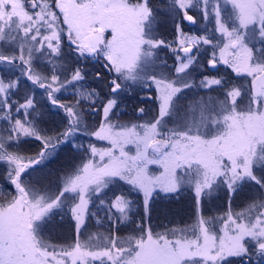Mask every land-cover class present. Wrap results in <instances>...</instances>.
<instances>
[{
	"label": "snow or ice",
	"instance_id": "snow-or-ice-1",
	"mask_svg": "<svg viewBox=\"0 0 264 264\" xmlns=\"http://www.w3.org/2000/svg\"><path fill=\"white\" fill-rule=\"evenodd\" d=\"M221 3L231 5V16L221 17ZM192 9H199L205 19L212 15L221 39L227 38L223 46L207 36H189L176 23L173 48L154 32L151 0H0V42L13 46L10 54L0 48V68L19 72L7 81L0 76V119L9 125L6 134L0 132V162L7 167L5 180L16 192L10 198L0 196V264H233L234 259L251 264L253 256L264 264V195L239 212L229 206L218 217H206L201 207V198L220 187L228 191L229 201L244 184H254L264 194V0H171L170 10L179 20L194 24L195 17L188 14ZM62 37L78 61L102 60L113 74L110 98L102 103L95 131H87L80 108L84 100L95 111L100 99L95 89L78 88L80 99L70 105L61 104L55 95L85 79L84 69L64 64ZM202 44L219 49V57L215 50L211 54V66L222 62L251 80L247 86L226 87L223 78L205 77L200 86L224 89L223 99L213 103L211 97H201L180 115L176 100L193 86L185 77L197 63ZM161 47L176 57L175 78L156 72V51ZM35 53L49 57L51 75L34 67ZM22 77L43 88L53 106L64 109L67 124L62 131L45 135L28 118V110L35 111L31 94L25 93L23 103L12 99ZM96 78L102 79L99 72ZM128 82L156 85L160 103L151 120L113 121L116 96ZM138 111L144 113L143 108ZM82 130L110 146L89 144L86 160L64 176L55 194L27 182L30 169L42 165ZM26 138L41 141V150L32 155L22 152L20 144ZM129 145L134 151L127 150ZM149 165H159V175L150 173ZM121 181L130 186V193H143L145 219L136 225L137 235L121 238L115 233L118 223L130 220L134 203L129 194L121 193L99 201L105 207L107 233H89L81 239L86 217L95 215L88 209L92 198ZM184 185L192 188L196 200L193 223L153 231L146 222L153 193L157 189L175 193ZM65 206L75 220L76 238L53 244L44 229Z\"/></svg>",
	"mask_w": 264,
	"mask_h": 264
},
{
	"label": "trees",
	"instance_id": "trees-1",
	"mask_svg": "<svg viewBox=\"0 0 264 264\" xmlns=\"http://www.w3.org/2000/svg\"><path fill=\"white\" fill-rule=\"evenodd\" d=\"M168 0H151V7L153 8L156 16L154 22V32L158 38L164 39L167 42H172V47L177 39V32L175 24L179 23L183 32L189 31V24L186 20H179L176 18L172 24L171 17L173 13L170 10V5L167 4ZM195 16V15H194ZM174 17V16H173ZM200 31V30H199ZM198 33V32H197ZM5 49L6 54H9L10 48L2 46ZM211 46H203L197 57V63L192 65L187 73L190 78L193 79V86L188 88L185 92H182L178 99L181 102H187L197 97L205 98L209 97L212 101L223 99L222 92L224 89L218 86H212L211 88H203L200 86L202 76H212L216 78H223L227 81V86L230 85H245L250 82L249 78L245 74L237 75L234 70L225 64H218L215 67L211 66L208 61L211 58L210 48ZM213 51L216 49H212ZM62 53L63 62L66 66H76L84 69L85 79L81 81L76 87L68 86L66 89H62L61 92L56 93V97L61 104H73L80 97L76 94L77 89L81 90H93L95 89L100 94V99L94 105L95 111H93V105L81 100L80 108L83 109L84 123L87 125V131H93L94 127L99 123L101 119L102 103L110 98L107 94L109 92L108 84L113 78V74H110L104 67L102 60H77L75 52L70 49L68 40L66 37H62ZM42 59L35 63H44L45 66L42 69L46 75H51V65L48 60H45V56L35 55ZM156 56V72L163 73L168 76L172 74L173 68L176 64L175 55L168 47H161L157 49ZM166 62V67L164 63ZM99 72L102 79L96 78V73ZM156 74V73H153ZM9 75L11 77L19 76L17 70H10ZM59 75V72H57ZM61 76V80H63ZM12 99L23 102L25 93L31 94L34 101L35 111L29 109L31 115L29 119L34 120L38 129L43 130L45 135H55L64 129L67 124V114L63 108L53 106L47 97V94L43 88L36 87L32 84L27 77H22L20 80V86L14 90ZM118 105L113 109L114 115L113 121L119 123H129L133 120L143 119L146 116L154 115L157 111V101L154 97L153 88L151 86H144L140 83H130L126 85L125 90L118 93L116 96ZM144 109V113L141 114L138 110ZM8 121L0 119V132L6 134L5 130L8 128ZM90 135H87L84 130L77 134L71 141L60 144L55 153L47 159L42 165L34 166L29 170V174L26 180L31 185L54 194L60 189L61 181L64 176L70 173L76 168L82 161L86 159L88 153L86 151L88 145L91 143ZM41 141L35 138H26L20 144V150L26 154L32 155L41 150ZM80 146V147H77ZM7 167L5 163L0 162V187L3 188V192L0 196L11 195L14 193V186L10 185L5 180ZM129 187L124 182H118L111 185L109 189L98 197L92 198V203L88 205L89 212L95 213L94 216L86 217L87 229H81V234L87 233H107L109 224L105 220V207L99 203L101 199L108 201L114 194L119 195L121 193L129 194V198L134 202L132 211L129 213L130 220L122 223H118L115 228L117 236H127L131 233H137L136 225L145 219V209L142 202V196L140 192H129ZM7 193V194H5ZM262 192L254 184H244L239 191L234 193L229 201V193L226 189L220 190L218 193L211 195L207 198L201 199V207L203 214L206 217H216L217 213L222 211L224 214L228 211L229 206L233 211L246 207L253 199H259L262 196ZM9 198V197H8ZM66 210V211H65ZM226 210V211H225ZM196 216V200L193 192L190 188H180L175 193H153L152 198L149 200L147 209V224L151 225L153 230H165L171 227L182 228L185 225H190L191 221ZM99 221V223L97 222ZM44 234L53 244H67L76 238V230L74 223L68 210H58L57 214L53 216L52 221L48 223L44 229ZM233 264H237L234 259Z\"/></svg>",
	"mask_w": 264,
	"mask_h": 264
},
{
	"label": "rangeland",
	"instance_id": "rangeland-1",
	"mask_svg": "<svg viewBox=\"0 0 264 264\" xmlns=\"http://www.w3.org/2000/svg\"><path fill=\"white\" fill-rule=\"evenodd\" d=\"M168 1H170V0H168ZM169 5H170V3H169ZM189 11H192L193 13H194V15H192L191 13H188L189 15H192V16H194L195 17V23L194 24H189V27L190 28H192V29H190L189 31H185L184 33H186L187 35H189V36H207L208 38H210V39H213V43H215L216 41H221V46H223V43H226L227 42V38L226 37H224L223 39H221V34L218 32V31H216V28H217V25H216V23H215V20L213 19V17H212V15L210 14L206 19L202 16V14H201V11L199 10V9H192V10H189ZM232 15V9H231V5L230 4H227V3H221V17L222 18H226V17H229V16H231ZM188 22V21H187ZM231 21H229V27H231ZM200 30V31H199ZM198 32V33H197ZM107 35V34H106ZM107 38H110V37H107ZM177 40V39H176ZM2 46H7V47H5V48H10V51L12 50V45H6V44H4L3 42H0V48L2 47ZM203 46H205L204 44H202V45H200L199 47L200 48H202ZM206 46H208V45H206ZM210 46V45H209ZM177 47V44L174 42V45H173V48H176ZM4 48V47H3ZM210 48V52H211V54H212V52H213V48H212V46L211 47H209ZM195 50V49H194ZM216 53H217V57H219V49L217 48L216 49ZM10 54V53H9ZM41 55V56H45V60H48L49 59V57H47L46 56V54H42V53H35L34 55ZM36 59H39L38 61H42V59L41 58H39V57H37V56H35V59H34V61H33V64H34V62H36ZM175 60H176V57H175ZM218 64H222V62H219L218 61V63L216 64V66L218 65ZM176 65V64H175ZM44 66H45V64L42 62V63H35L34 64V67L38 70V71H41V72H43V68H44ZM156 69H157V67H156ZM9 72H10V70H5L4 68H0V76H3L4 77V79L7 81L8 79H15V77H11L10 75H9ZM182 76L184 75V74H181ZM247 76V75H246ZM18 77V76H17ZM168 77L169 78H175V66H174V68H173V72H172V74H170V75H168ZM205 77H209V78H211L212 76H209V75H207V76H202V77H200L201 78V80L202 79H204ZM248 77V76H247ZM158 79L159 78H162L161 76H158L157 77ZM186 79H188L192 84L194 83L193 82V79L192 78H190V76H189V74L187 75V77H185ZM249 78V80H251V77H248ZM130 83H132V82H130ZM128 84V83H127ZM149 86H151V88H153V93H154V97H155V99H156V101H157V111H158V107H159V103H160V101H159V99H158V97H159V91L157 90V87H156V85L155 84H150ZM187 89H185V90H183L182 92H185ZM182 92L180 93V94H178V97H180L181 96V94H182ZM198 99H200L199 97H197L196 99L194 98V99H192V100H189V101H187V102H181L179 99H177L176 100V103L178 104V114H180V115H185V114H187V112H188V106H189V104H191V103H193V102H195L196 100H198ZM106 102V101H105ZM213 103H215L216 101H212ZM23 103V102H22ZM157 111H156V113H157ZM156 113L154 114V115H151V116H146L145 118H143V119H138V120H133V122L132 123H143V122H145V121H149V120H151L155 115H156ZM102 115H103V112H102V110H101V119H102ZM18 118H21V119H23V117L22 116H18ZM101 119H100V121H99V123L101 122ZM99 123L96 125V127H94V130L93 131H95L96 130V128H97V126L99 125ZM169 126L171 127L172 125H171V122H169ZM91 137V139L92 140H90L91 141V143L90 144H92V145H95L97 148H107V147H109L110 146V144H109V142L108 141H99V140H97V138L96 137H94V136H90ZM127 150H133L134 151V149H133V146H131V145H129L128 146V149ZM88 157V156H87ZM86 157V158H87ZM86 160V159H85ZM81 164V163H80ZM79 164V165H80ZM78 165V166H79ZM162 169H161V167L159 166V165H149V171H150V173H152V174H155V175H159V173H160V171H161ZM62 182H63V180L61 181V185H62ZM122 182V181H121ZM126 184V183H125ZM127 185V184H126ZM129 186V185H128ZM60 188H61V186H60ZM181 188H190L191 189V191L193 192V190H192V188L190 187V186H188V185H184V186H182ZM222 189H225V188H223V187H220V188H218V189H216L213 193H212V195H214V194H216V193H218L220 190H222ZM56 192H58V190L56 191ZM55 192V193H56ZM155 192H162V193H168V192H163V191H161V190H159V189H157ZM154 192V193H155ZM54 193V194H55ZM141 193V196H142V202H143V200H144V197H143V193L142 192H140ZM5 194H7V193H5ZM193 194H194V192H193ZM11 195H16V192H15V190H14V193H12ZM264 195V194H263ZM7 197H9L10 198V195H7ZM195 197V196H194ZM202 198H204V197H202ZM201 198V199H202ZM67 209L68 210V212H69V214H70V216H71V219H72V221H73V223H74V226H75V220H74V218H73V216H72V214H71V212L69 211V208L67 207V206H65L64 207V209ZM245 208V207H244ZM244 208H241V209H238V210H236V211H233V212H239V211H241V210H243ZM61 210H63V209H61ZM66 211V210H65ZM226 211V210H225ZM218 216H223V213H222V211H220V212H218L217 213V216L216 217H218ZM196 217V216H195ZM195 217H194V220H195ZM209 217V216H208ZM193 220V221H194ZM193 221H191V224L193 223ZM217 223V225H219V222L217 221L216 222ZM171 228H177V227H171ZM170 229V228H169ZM76 230V229H75ZM153 231H160V232H163L164 230H153ZM87 234H89V233H87ZM87 234H81V239H84V238H86V236H87ZM133 235H137V233H131V234H129V235H127V236H123V237H121V238H126V237H129V236H133Z\"/></svg>",
	"mask_w": 264,
	"mask_h": 264
},
{
	"label": "flooded vegetation",
	"instance_id": "flooded-vegetation-1",
	"mask_svg": "<svg viewBox=\"0 0 264 264\" xmlns=\"http://www.w3.org/2000/svg\"><path fill=\"white\" fill-rule=\"evenodd\" d=\"M169 3H171V0L170 1H167V4L169 5ZM189 13H191L192 15H194V13L192 11H189ZM174 16V14H173ZM171 17V22L172 24L175 22L176 18L175 17ZM251 264H258V261H257V258L255 256H253L252 258V261H251Z\"/></svg>",
	"mask_w": 264,
	"mask_h": 264
}]
</instances>
